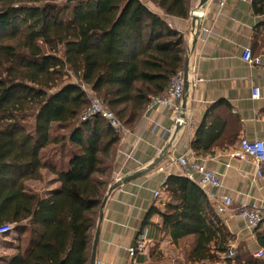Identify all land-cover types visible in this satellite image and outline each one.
<instances>
[{"label":"trees","instance_id":"1","mask_svg":"<svg viewBox=\"0 0 264 264\" xmlns=\"http://www.w3.org/2000/svg\"><path fill=\"white\" fill-rule=\"evenodd\" d=\"M252 6L264 15V0ZM189 16L190 0H0V227L15 225L19 235L15 254L0 264L91 263L123 132L184 71L188 47L169 22ZM84 87L119 129L100 116L81 120L90 107ZM222 105L197 128L196 156L239 141L237 123L217 113ZM45 170L60 183L47 196L27 186ZM163 191L169 202L150 216L161 215L173 243L194 239L176 264H264L238 251L228 257L232 235L186 176H168ZM254 233L264 250V219Z\"/></svg>","mask_w":264,"mask_h":264},{"label":"crops","instance_id":"2","mask_svg":"<svg viewBox=\"0 0 264 264\" xmlns=\"http://www.w3.org/2000/svg\"><path fill=\"white\" fill-rule=\"evenodd\" d=\"M199 2L190 0L188 19L172 18L169 22L184 36L187 47L199 30L191 63L196 83L189 100L188 125L170 146L180 103L177 112L170 107L150 104L137 127L123 132L113 168V184L145 169L170 147L151 173L111 193L100 224L97 263L176 264V259L183 256L184 248L194 239H184L178 245L173 243L170 234L163 230L161 215L150 216V213L153 208L164 211L169 202L163 191L164 183L170 175H182L177 159L184 155L220 178L222 186L214 190L218 199L211 202L215 211L224 197L234 201L225 213L217 215L233 237L229 248L240 255H253L259 249L255 233L247 227L239 209L243 205L264 209V178L256 175L257 165L251 158L233 160L230 153L239 149L244 139L264 140V67L251 66L242 59L244 50L250 48L264 61V30L260 27L264 23L263 16L255 14L252 1L227 0L225 7L220 8L216 0H210L204 12H196ZM147 6L157 12L153 4ZM256 86L261 89L262 99L252 98V89ZM216 104H223L217 113H224L227 119L237 123L239 141L228 149L217 147L209 155L196 156L191 149L192 140L206 112ZM54 190L55 187L49 191ZM156 192L161 193L160 198L155 197ZM141 233H147L154 242L143 254L131 258L129 249Z\"/></svg>","mask_w":264,"mask_h":264},{"label":"built area","instance_id":"3","mask_svg":"<svg viewBox=\"0 0 264 264\" xmlns=\"http://www.w3.org/2000/svg\"><path fill=\"white\" fill-rule=\"evenodd\" d=\"M244 1H252V0H244ZM218 6L220 8L225 7L227 0H216ZM199 14V13H195ZM264 21V15H263ZM242 59L247 64L255 67H264L263 57L254 56L252 50L250 48H246L242 54ZM262 79L264 82V71L262 74ZM195 80L192 82V88L195 86ZM185 85L184 79V71H179L176 76L173 78L171 82V86L168 92L158 98L152 99V105L166 106L174 109L177 112L179 108L178 104L181 102L183 96V90ZM84 89L89 95L90 98V107L88 110L82 115L81 120L87 121L88 119L94 116H100L106 119L114 128L119 129L120 124L117 121L115 115L109 111L104 103L96 97V95ZM252 98L255 100L262 99L261 89L256 86L252 89ZM230 157L233 160H242L251 158L257 165L256 175L259 178H264L263 175V167H264V140H254L250 141L244 139L240 143V147L237 150H234L230 153ZM178 166L182 169V174L186 176L193 183L197 184L207 195L209 200L215 201L218 199L214 190L220 189L222 186L220 178L212 171L207 169L204 165L197 163L196 161L190 160L186 155L181 156L177 159ZM156 198L161 197L160 192L155 193ZM233 199L230 197H224L221 202L216 207V214L222 215L225 213L232 205ZM239 214L241 218L245 221L247 227L251 231H255L260 225L261 221L264 219V209L258 207L257 205H243L239 209ZM15 230V225H8L4 227H0V238L4 237L7 234L12 233ZM154 242V239L148 236L147 233H141L137 238L134 246L129 249V256L131 258H135L139 254H143L147 246ZM236 253L233 248L229 250V258H234ZM254 258L263 259L264 258V250L258 249L254 254ZM100 264V263H97Z\"/></svg>","mask_w":264,"mask_h":264},{"label":"water","instance_id":"4","mask_svg":"<svg viewBox=\"0 0 264 264\" xmlns=\"http://www.w3.org/2000/svg\"><path fill=\"white\" fill-rule=\"evenodd\" d=\"M68 1L74 2L76 0H68ZM209 2H210V0H200L195 11L196 12H204ZM198 38H199V30L196 32V34L193 38L192 44L188 46V52L186 55V63H185V69H184L185 85H184V90H183V96H182V99L180 102V111L178 113V118H177L178 121H177V125L175 127V130H174L172 141H170L171 142L170 146H171L172 142L174 141L176 135L182 130V128L185 125H188V122H189L188 121L189 120L188 119V116H189V100H190L191 91H192V82L194 80L191 63H192V59H193V55H194V51H195V46H196ZM169 147L163 151L162 156L159 159H157L154 163H152L151 165H149L145 169L138 171V172L134 173L133 175L119 181L118 183L113 184L110 187L108 195L106 196V198L103 202L101 214L99 217V223H98V226H97L96 231H95L93 247H92L91 263L90 264H97V247H98L99 237H100V224L103 221V212H104L105 206L107 204V201H108L111 193L115 189L119 188L121 185L127 184L129 182L137 180V179L151 173L160 164L162 159H164ZM61 264H64V263H61Z\"/></svg>","mask_w":264,"mask_h":264},{"label":"rangeland","instance_id":"5","mask_svg":"<svg viewBox=\"0 0 264 264\" xmlns=\"http://www.w3.org/2000/svg\"><path fill=\"white\" fill-rule=\"evenodd\" d=\"M44 179L42 182L29 181L27 186L30 190L38 192L43 196H47L51 193L49 190L55 187V191L60 187V183L56 180L53 174L49 171H43ZM54 182V183H53ZM19 235L16 229L0 238V255L11 256L15 254V248L18 246ZM12 247V248H11Z\"/></svg>","mask_w":264,"mask_h":264}]
</instances>
